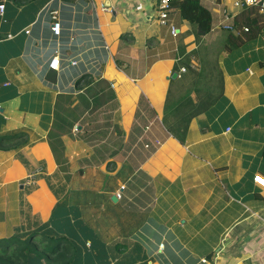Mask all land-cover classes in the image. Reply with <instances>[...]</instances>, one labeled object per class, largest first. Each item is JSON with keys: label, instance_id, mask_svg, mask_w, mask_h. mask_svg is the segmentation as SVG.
Returning a JSON list of instances; mask_svg holds the SVG:
<instances>
[{"label": "crops", "instance_id": "crops-1", "mask_svg": "<svg viewBox=\"0 0 264 264\" xmlns=\"http://www.w3.org/2000/svg\"><path fill=\"white\" fill-rule=\"evenodd\" d=\"M1 1L0 133L28 138L0 224L38 215L72 264H264V16L200 0L210 30L172 9V35L154 0Z\"/></svg>", "mask_w": 264, "mask_h": 264}, {"label": "trees", "instance_id": "trees-1", "mask_svg": "<svg viewBox=\"0 0 264 264\" xmlns=\"http://www.w3.org/2000/svg\"><path fill=\"white\" fill-rule=\"evenodd\" d=\"M170 5L169 13L176 9L184 20L196 23L200 35L210 30L211 12L200 0H170ZM254 9L260 16L263 15L256 7ZM162 25L167 26L170 31L169 24ZM247 25L239 28L241 33L245 32L243 35L245 38L254 35L255 32L252 23L247 22ZM89 79L88 74H83L76 79V83H84ZM27 136L23 129L0 133V158H6L1 161L3 172L9 164L10 157L17 154ZM50 144L56 156L57 148L52 141ZM10 226L13 232L9 230L7 224H0V264H72L73 258L79 252L75 243L66 235L49 227L38 215L34 214L25 222H14Z\"/></svg>", "mask_w": 264, "mask_h": 264}, {"label": "built area", "instance_id": "built-area-1", "mask_svg": "<svg viewBox=\"0 0 264 264\" xmlns=\"http://www.w3.org/2000/svg\"><path fill=\"white\" fill-rule=\"evenodd\" d=\"M155 5H156V12H157V20L159 21V23L161 24H169V28L170 31L173 35L176 34V27L174 24L172 23H168V16H169V10L171 8L170 5V0H154ZM234 4L238 7H246V6H253L256 7L258 9V11L264 15V0H234ZM4 8H5V4L3 1L0 2V16L3 15L4 12ZM60 29H61V24L60 21L58 20H53L51 22V30L54 34H59L60 33ZM58 64V56L54 55L50 62L49 65L51 67H56ZM39 169L35 170V172H38ZM34 174L29 173L27 175V181L31 182L30 180L32 179ZM255 180L261 184L264 185V177L256 174L254 176ZM118 197H120V193L117 192L116 194ZM202 261L205 262L206 258L202 257Z\"/></svg>", "mask_w": 264, "mask_h": 264}, {"label": "water", "instance_id": "water-1", "mask_svg": "<svg viewBox=\"0 0 264 264\" xmlns=\"http://www.w3.org/2000/svg\"><path fill=\"white\" fill-rule=\"evenodd\" d=\"M104 5H105V6H109V5H110L109 0H105ZM173 75H175V73H174ZM111 199L116 200V196H115V195H112V196H111Z\"/></svg>", "mask_w": 264, "mask_h": 264}, {"label": "snow or ice", "instance_id": "snow-or-ice-1", "mask_svg": "<svg viewBox=\"0 0 264 264\" xmlns=\"http://www.w3.org/2000/svg\"><path fill=\"white\" fill-rule=\"evenodd\" d=\"M262 182H264V181H262Z\"/></svg>", "mask_w": 264, "mask_h": 264}]
</instances>
